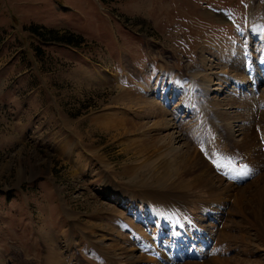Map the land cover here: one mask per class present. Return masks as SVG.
Masks as SVG:
<instances>
[{
    "label": "rangeland",
    "instance_id": "rangeland-1",
    "mask_svg": "<svg viewBox=\"0 0 264 264\" xmlns=\"http://www.w3.org/2000/svg\"><path fill=\"white\" fill-rule=\"evenodd\" d=\"M31 26L73 44L43 42ZM160 119L169 126L149 136L178 137L181 154L199 142L210 155L184 185L213 177L234 187L206 205L195 193L209 189L179 192L188 223L160 220L145 191L177 180L150 171L157 155L131 154L143 132L132 124ZM263 181L264 0H0V264H104L103 255L114 264L121 252L110 245L130 259L140 239L147 258L170 254L171 231L190 223L208 231L187 247L203 264H264L253 237ZM227 234H249L251 245Z\"/></svg>",
    "mask_w": 264,
    "mask_h": 264
},
{
    "label": "bare ground",
    "instance_id": "bare-ground-1",
    "mask_svg": "<svg viewBox=\"0 0 264 264\" xmlns=\"http://www.w3.org/2000/svg\"><path fill=\"white\" fill-rule=\"evenodd\" d=\"M206 86H207V88L204 89V92L210 91V89L208 90L209 85H206ZM125 124H126V120H120L119 121V125H123L124 126ZM155 126H161L160 128H165L166 126H169V123L166 120H164V119H160L157 122V124L156 123L154 124V127L150 128L148 130H144L143 128L140 129L141 125H140V128H139V126H137L135 124H132L131 128L134 129L133 130L134 132H136L138 130H143V132L140 134V137L138 138V140H135L134 142L131 143L132 146L134 145V147H133L134 152L132 151L131 154H132V156L134 158H137V156L135 154H138L141 151L140 153H143L142 155H144V154L146 155L145 159L147 161H149L148 160L149 157L151 158V156L153 154L157 155V157L155 156L154 158H155V160H159L160 162L152 165L151 163H153L152 161H154L152 159L150 161V163H149V165L151 166L150 171H152V173H154L155 171H157V172L160 171L161 173H159V174L161 175V177H163V178L166 177L168 179H172L173 181L177 180L176 184L175 183L169 184V186H172V188H169V189L166 188V190H164V191H161V192L153 191L152 192L149 189H147L148 191H145L146 197L147 196L150 197L151 195H153L155 197L154 198L155 199L154 203H157L156 206H158V208H159V212H158L157 215H159L160 220L163 219V221H165V223L166 222H169V223H173V222H185V223H188L191 220L189 221V218L187 216V212L184 209V206H187L188 203H186L185 200H184V204L183 205L181 204V202L178 200V198L180 197V195H179L180 193L181 194H187L188 193L187 189H189V191L192 190V189L194 190L198 186L201 187L202 189L206 190V191L209 189L207 191V197H205V195H203V196L197 195V192L196 193L194 192L196 194V195L194 194L196 198L197 197L198 198L199 197L202 198L201 199L202 201H199V203L201 202V204H205L206 205V204L214 203L215 201H218V200L222 199L223 197L225 198L226 196L229 195V192L234 187L231 186L230 184L225 186L224 188H217V187H215V185L212 186L213 185V179H214L213 177H207L206 180H204V179L203 180H199L200 182H197L195 184H185L184 185L183 177L190 176L193 173H195V170H197V168H199L197 164L204 163V161H205L204 158L206 156H208V157L210 156V155H207L208 154V152L206 151L207 147L203 146L201 143H199L197 141L198 144H194L193 148L187 147L188 149L186 151H184L182 154L180 152L178 153L177 150L173 146V144H174L173 142L178 137H174L171 134V135L168 136V139H165V138L161 139L160 136H158V134H154L152 136L151 135L149 136L147 134L148 132H152V131H154V133H156L159 128L155 127ZM118 129H120V127ZM121 129L122 130L124 129V133L123 134H126L127 131H128V128H121ZM180 130H181V132H183L182 129H180ZM225 134H226V136H228L227 133H225ZM179 136L181 137L180 134H179ZM142 138H145L147 140H141ZM250 150H252V149H250ZM150 153L152 155H150ZM224 155H225V158H226L227 165H229L231 167L237 166L239 164V162L241 161L240 156H238L237 154L231 155L230 153L224 152V151L220 155V160H221L222 156H224ZM213 158L211 159V164L212 165H214V164L223 165V163L221 164V162H217L218 156H217V158L216 157H213ZM209 171H210V169H209ZM132 173L134 174L132 176L135 177L137 175V173H138V167L132 168ZM260 180L261 179H259V181ZM263 183H264V181H263ZM161 189H163V188H161ZM217 189H218V191H217ZM257 195H259V194H257ZM262 195L264 196V194H262ZM240 197H241V194L236 199L234 198L235 200H233V201H234L235 205H233V206L235 207L237 212H240L243 215V212H242L243 208H242L241 205H243V202L246 201V200H244V201L240 200L242 202V204H240L239 203V199H238ZM251 202H249V204ZM152 204H153V202H152ZM261 205H262V203H261ZM263 210H264V208H263ZM257 214H258V217H256ZM253 216L256 217V222H257V227L255 229L256 235H254L253 237H255V239L257 238V240L261 243L262 247H264V213H263V216H262L263 218L262 219H261V213L258 212V211H257V213H254ZM230 223H231L230 227L235 229L234 226H233L235 224L233 222H230ZM253 223L255 224V221ZM173 224H175V223H173ZM198 225H199L198 223L193 224V225H191V223H190L188 228L185 226L186 230H183L184 229L183 227H182V229L181 228L179 229L180 231L178 230L176 232L174 231V229L173 230L171 229L172 230L171 233L168 230V232L172 235V237L175 240L174 241L175 249L173 248L174 251H173V253H170V254H168V253L166 254L164 250L161 251V252L154 251V252H152L151 256L149 258H147L146 257V252H147V250H149V248L148 249L145 248L144 247V243H145L144 239L143 240L140 239L139 241H140L141 244L137 243V246H138V250L141 252V254L138 257L130 255L131 257H130V259H128L127 252H126V250L123 249L124 247L122 245H119V244H118V246L110 245L111 249L114 250L115 252L116 251H120L121 252L120 254H118L119 262H118V260H116V263L114 262V264H121L122 262H123V264H132V263L139 264L140 261L141 262L143 261V259L147 260V263H149V264H159L158 262H160L159 260L161 259L160 258L161 254H163V257L165 258V262H169V264H178V263H176L177 261H179V263H180V262H182L184 260H185V262L181 263V264H201V263L203 264L205 262L206 256L200 255V257H199V255H198V253H196V251H195V254H189L187 252L188 245L192 244L193 241H195L193 239H198V240L201 241V239H203V236L207 237V235H208V231L206 229H204V228L199 227ZM174 226H176V225H174ZM238 231H240V230H238ZM211 232H213V231H211ZM226 236H228L229 238H233L235 240V243H236V241H238L237 240L238 238L242 237L243 241H241V240H240L241 242L238 241L239 243H241L240 245L245 243L244 245L250 246L251 242H252V238L249 237V234H244L242 236H240L238 234V236H236V237H232V235L227 234ZM228 237H226V238H228ZM244 238H246L247 240L245 241ZM190 246L192 247V245H190ZM247 246H245V247H247ZM172 247H173V245H172ZM245 249H247V248H245ZM241 252L244 254L246 251L242 250ZM190 257H193L196 260H190ZM98 260H101L104 264H107L108 262L110 263V256L109 257L108 256L104 257V255H103ZM145 263H146V261H145ZM231 264H233V263H231ZM255 264H261V263H255Z\"/></svg>",
    "mask_w": 264,
    "mask_h": 264
},
{
    "label": "trees",
    "instance_id": "trees-1",
    "mask_svg": "<svg viewBox=\"0 0 264 264\" xmlns=\"http://www.w3.org/2000/svg\"><path fill=\"white\" fill-rule=\"evenodd\" d=\"M30 28H31V29H35V28H37V27L31 26ZM44 30H45L46 34H49L48 32H51V34H56V33H54L52 30H51V31L46 30V29H44ZM34 31H35V33H36L35 36L41 38L43 42H50V41L52 40V39L49 40V39H45V38H43V35H40L41 33L38 32V29H35ZM32 34H34V33H32ZM52 41H57V39L54 38ZM57 42L62 43V44H66V45H71V44H73V42H72V40H71V37H70V38H64V39H62V40H60V41H57Z\"/></svg>",
    "mask_w": 264,
    "mask_h": 264
},
{
    "label": "snow or ice",
    "instance_id": "snow-or-ice-1",
    "mask_svg": "<svg viewBox=\"0 0 264 264\" xmlns=\"http://www.w3.org/2000/svg\"><path fill=\"white\" fill-rule=\"evenodd\" d=\"M242 171L245 172V174H247L248 170L247 169H242Z\"/></svg>",
    "mask_w": 264,
    "mask_h": 264
}]
</instances>
